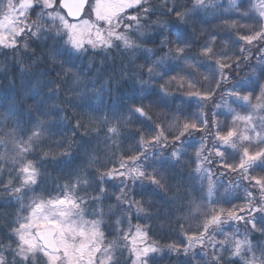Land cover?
<instances>
[{
  "label": "snow or ice",
  "instance_id": "1",
  "mask_svg": "<svg viewBox=\"0 0 264 264\" xmlns=\"http://www.w3.org/2000/svg\"><path fill=\"white\" fill-rule=\"evenodd\" d=\"M229 4L236 10L232 27L239 34L234 39L229 34L228 39L240 46L238 51L232 56L219 51L215 44L217 35L211 33L210 39L200 45L197 54L190 56L188 53L192 51L194 38L187 31V22L193 14H198V10L219 7L215 0H192L191 7L184 9L175 0L171 4L169 0H162L160 5L152 4L150 0H0V49L11 50L14 54L23 53L28 56L29 67H32L35 66L33 57L44 60V56H37V50L43 47L47 50L45 62L53 69L59 67L58 77H72L79 81L80 75L73 71L76 67L74 60L89 52L96 54L119 50L154 54V49L144 45L150 40L154 42L155 36H161L159 51L163 55L154 61L145 58L149 79H156L157 76L163 79L168 71L176 67L170 65L164 72L157 73V65L169 59L183 61L186 67L181 70L185 75L173 76L171 81H178V90L184 91L189 100L195 98L196 107L201 109L192 112L191 103L185 104L181 100V105L185 106H175L174 112L178 114L162 111L158 116L160 123H155L146 132L137 130L129 137L138 139L122 151L118 159L113 152L112 167L99 161L96 158L99 153H95L89 157L90 164L99 165L95 171L86 175L77 170L74 173L75 182L69 180L58 186L55 196L29 195L39 187L43 160L50 156L55 159L50 151L42 152L37 159L29 158L42 145L45 133L49 132L47 116L50 113L41 112L44 118L38 117L28 129H20L17 123L16 127L4 131V126L0 125V132L3 133L0 146L6 147L8 142L14 146L10 161L0 154V161L4 162L0 163V192L8 195L9 203L14 201L19 205L15 217L0 225V264H159V260L167 254L183 256V264H264V243L253 244L249 238L252 232L264 235V115H257L264 113V83H261L264 81V0H229ZM160 15L174 16L175 23H162ZM153 16L157 19H151ZM149 28H157L159 32L149 33ZM173 29L175 40L162 36V33L172 32ZM195 42L199 43L198 40ZM252 48L259 53L256 65L252 66L248 76L225 90L224 83L229 77L224 69L242 70V62L243 66H249L251 57L244 53ZM29 49H32L30 53ZM20 67L21 73L27 74L22 61ZM200 69L207 73L203 82L196 78V70ZM66 82L67 79L61 80V83ZM53 83L46 81L45 87ZM110 87L111 82L101 85V91H110ZM257 89V103L252 104ZM116 90H120L118 83ZM57 92L58 88H49L47 95L51 97ZM217 92L227 95L233 103L252 108L253 112L247 115L235 113L232 127H221L216 119L210 126L199 102L213 100ZM39 94L38 89L32 90L33 96ZM152 94L153 90H150L149 95ZM96 97L98 103H103L101 92H97ZM168 97L165 86L161 85L155 92L153 104L172 107ZM171 99L174 101L177 97L172 96ZM221 106L216 105L217 108ZM229 111L234 112V109ZM128 112L138 114L137 119H152L142 105L130 107ZM217 115L213 112L214 118ZM112 119L115 123L107 127L106 133V136L111 134L109 139L119 135L120 128L132 122L131 117L125 119L122 115ZM164 120L174 122V133L164 126ZM237 122L243 125L242 130L236 127ZM102 123H111L108 115L104 116ZM81 128L85 129L83 135H87L89 126L78 119L73 136ZM193 131L207 132L212 139L209 147L204 142L206 137H201L195 159L189 161V165L194 166L189 174L193 192L203 190L206 180L205 199L211 207L203 209L201 203L189 197V211L202 216V222L195 232H186L184 240L161 246L151 239L147 227L137 224L133 229L131 218L124 215L133 208L137 215L145 213L144 205H150L148 199L130 198L128 182L131 181L133 189H139L136 194L141 197L150 196V189L164 188V172L175 170L182 163L187 155L186 149L192 146L183 138ZM25 135L27 139H24ZM169 147L172 148L170 152L167 151ZM62 155L70 157L67 151ZM229 160L236 162L229 163ZM214 162L226 170L219 174L220 177L227 173L238 174L239 181L230 184L231 189L244 186L243 205H233L227 210L214 207L219 203L212 198L218 185L225 189V202L231 203L227 199L230 187L224 186L219 177L213 181L212 169L205 167ZM258 169L259 174H256ZM116 181L119 183H113ZM197 182L199 189L196 188ZM106 186L115 187L119 192L115 196V205L108 206L107 211L103 206L108 198ZM90 188L97 194L89 196ZM235 198L240 199L239 196ZM117 212L121 215L117 216ZM106 215L108 223L104 219ZM125 220L127 228L123 226ZM229 222H242L245 225L244 234L241 235L238 229L226 231L224 226ZM106 229H109L107 234ZM217 236L222 239H217Z\"/></svg>",
  "mask_w": 264,
  "mask_h": 264
},
{
  "label": "trees",
  "instance_id": "2",
  "mask_svg": "<svg viewBox=\"0 0 264 264\" xmlns=\"http://www.w3.org/2000/svg\"><path fill=\"white\" fill-rule=\"evenodd\" d=\"M150 2L160 5L162 0H150ZM171 2L172 0H169V4ZM175 2L184 9L191 7L192 0H175ZM215 2L220 6L209 7L206 11L198 10V14H193L187 22V31L191 32L194 38L192 51L188 53L190 56L197 54L200 45L210 39L209 34L211 33L217 35L215 44L219 51L228 52L232 56L240 47L228 39L229 34H231L232 39L239 34L232 27V21L236 20V10L230 7L229 0H215ZM132 14H135V10H132ZM229 17L231 19H228ZM151 19L155 20L157 17L153 16ZM159 19L162 23L165 21L175 23L174 16L160 15ZM181 28L183 29V25H181ZM147 31L154 33L159 32V29L149 28ZM174 31L175 29L172 32H164L162 36L175 40ZM160 39L161 36H155L154 42L150 40L144 45L146 48L155 50L154 54L151 55L143 52L126 53L119 50H111L108 53L101 51L93 54L89 52L79 57L74 60L76 67L73 69L80 75L79 81L72 77H58L57 72L60 69L59 67L53 69L45 62L47 60V50L43 47L37 50V56H44V60H38L33 57L32 61L35 66L32 67H29L28 56L23 53L14 54L11 50L0 49V125L4 126V131L16 127L17 123H19L20 129L31 128L38 117L44 118L41 116V112L50 113L47 116L49 132L45 133L42 145L29 158L37 159L42 156V152L50 151L55 159L50 156L43 160L42 167L38 164L41 171L40 184L35 193H29L30 196L57 195L58 191L56 189L58 186L64 185L69 180L75 182L74 173L77 170H80L83 174L91 175L99 166L89 162V157L95 153H99L98 157H96L99 161L107 164L108 167H112L113 152L116 153L115 158L118 159L120 153L130 148L135 143V139H138V137L135 139H129V137L137 130L146 132L155 123H160L161 120L158 119V116L162 111L171 115L178 114L174 112V108L176 105L185 106L181 105V100H184L185 104L191 103L190 111L198 112L201 110L196 107L197 100L195 98L189 100L184 91L178 90V81H171L173 76L180 77L185 75V72L181 70L186 67L183 61L169 59L164 64L157 65V73L164 72L170 65L176 67L174 70L168 71V74L163 79H160L159 76L156 79H149L145 58L148 57V59L154 61L163 55V52L159 51ZM196 40L199 43H196ZM31 51L32 49H29V53ZM244 55L251 57L249 66H243L242 62V70L224 69V73L229 77L224 83L225 90L229 89L237 80L248 76L252 66L256 65L259 53L256 52L255 48H252L250 52L246 51ZM21 61L27 69V74L21 73ZM196 71V78L203 82V77L207 73L203 69ZM219 78V75H217V79ZM64 79H67V82L61 83V80ZM49 80L54 83L45 87V82ZM109 82H111L110 91H101V85ZM117 83L119 84V91L116 90ZM261 83H264V81H261ZM161 85H164L165 90L169 93L168 99L172 107H157L153 104L155 92L160 89ZM34 88L39 90L40 94L38 96L32 95ZM49 88H58V92L48 97ZM150 90H153L152 95H149ZM97 92H101L100 99L103 103H98ZM256 95H259L258 89L253 95L252 104L257 103L255 100ZM172 96H176L177 99L173 101L171 99ZM199 103L203 113L206 114L209 120L210 126L212 120L216 119L221 127L225 125L232 127V118L235 113L247 115L253 112L250 107H242L238 103H233L231 98L227 95L222 96L221 92H217L213 100ZM217 104L222 106L217 108ZM141 105L145 108L147 114L152 117L151 120H147L145 117L137 119L138 114L133 115L128 112L130 107ZM55 108H58L59 111L53 112L52 110ZM229 109H234V112H230ZM213 112L218 113L215 118L213 117ZM105 115H108L111 121L110 124L105 125L102 123ZM121 115L125 119L131 117L132 122L122 126L119 130V135L109 139L108 136L111 134L106 136L107 127L115 123V120L112 119L113 117ZM257 115H264V113H258ZM65 116L67 117L66 119H61ZM78 119L89 126L90 130L87 135H83L85 129L81 128L76 130V134L73 136L74 125ZM90 119L91 124H89ZM181 121H183V117H181ZM163 124L170 132H175L174 122L164 120ZM236 127L242 130L243 125L237 122ZM211 130L215 131V129ZM2 135L3 133L0 132V136ZM201 137H206L204 142L210 147L212 139L207 132L193 131L190 136L183 138L186 143L192 146L186 149L187 155L183 157L182 163L177 165L175 170L164 172V188L150 189V196L141 197L136 194L139 189H133L131 181L128 182L130 198L134 200L148 199L150 205H144L145 213L137 215L135 208H133L131 212L124 213V215L131 218L133 229L137 224L147 227L151 239L158 242L161 246L184 240V234L186 232L188 234L195 232L202 222V216H198L195 211H189V197L195 199L197 203H201L203 209L211 207L207 199H205L207 197V181H204L203 190L194 193L191 187L192 181L189 180V174L192 167H194L189 165V161L195 159V152L200 147ZM24 139H27V135L24 136ZM171 150V147L167 149L168 152ZM65 151L70 153V157L62 155ZM0 154L5 155L7 160L10 161L14 155L13 144L8 142L6 147L0 146ZM228 162L235 163L236 161L229 160ZM0 163L4 162L0 161ZM5 166L7 167V165ZM205 167L212 169L214 173L213 181H216L219 177L224 186L230 187L227 199L231 200V203L225 202V189L223 186L218 185L217 191L212 198L218 200L219 203L214 205V207H222L227 210L232 208L233 205H243L245 203L244 186L241 185L231 189L230 182L239 181L237 173H227L220 177L219 174L226 172V170L220 168L218 163L214 162L212 165H205ZM256 174H259V169ZM4 178L7 179V176ZM113 183L118 184L119 182ZM199 187L197 182L196 188L199 189ZM106 188L108 198L103 202L105 211H107L108 206L115 205V196L119 195L115 187L106 186ZM96 194L91 188L89 189V196ZM81 195H84V193L81 192ZM236 196H239L240 199H236ZM85 198L87 199L88 197ZM24 202L27 203V199ZM18 209V204L14 201L9 203L8 195L0 192V225L7 220L13 219ZM116 215L119 216L121 213L117 212ZM104 219L106 223L109 222L107 215ZM229 225L224 226L226 231L238 229L241 235L244 234L245 225L242 222H229ZM123 226L125 228L128 227L127 220H125ZM108 230L106 229V234ZM108 238L112 239L111 236ZM216 238L222 239L221 236ZM249 238L253 244L264 243V235L259 232L249 233ZM208 251L211 252V249H208ZM166 252L167 249H165ZM184 260L183 256L177 257L175 254H167L159 260V264H183Z\"/></svg>",
  "mask_w": 264,
  "mask_h": 264
}]
</instances>
